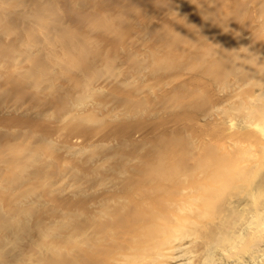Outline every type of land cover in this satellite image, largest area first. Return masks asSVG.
<instances>
[{"label":"bare ground","instance_id":"1","mask_svg":"<svg viewBox=\"0 0 264 264\" xmlns=\"http://www.w3.org/2000/svg\"><path fill=\"white\" fill-rule=\"evenodd\" d=\"M262 22L264 0H0V264H101L133 223L151 239L178 173L214 152L186 123L264 66L245 55ZM172 244L156 264L189 253Z\"/></svg>","mask_w":264,"mask_h":264},{"label":"rangeland","instance_id":"2","mask_svg":"<svg viewBox=\"0 0 264 264\" xmlns=\"http://www.w3.org/2000/svg\"><path fill=\"white\" fill-rule=\"evenodd\" d=\"M261 27L264 26L261 25ZM259 31L260 33H256H259L258 38L261 39L262 46L256 40L257 37H255L256 48L253 46V39L251 41L250 38H246L251 49L250 52L244 50L245 55L250 54L253 57L261 52L264 56V28ZM242 57L247 59L244 55ZM253 66H250L251 71ZM251 73L249 77L241 78L238 82L236 81L239 73H235L236 77H232L233 74L232 79L227 78L230 89L226 90L227 95H224L228 101L226 105L222 104L225 106L211 111L205 119L197 120L191 117L186 123L188 134L194 138V141L196 138L195 142L202 145L204 142L200 141L201 139L211 140L208 144L211 150L214 149L215 154H206L199 159V162H195L199 158L197 154L194 165L191 161L188 162L187 166H190L188 170L193 169L194 173L196 171L198 178L194 173L191 175L190 170L185 175L178 173V194L172 197L178 201L177 210L165 209L157 212L158 208H156L152 212L154 215L158 213L160 215L152 221L157 230L152 234L151 239L148 238L151 229L148 224V232H145V225L131 224L125 230L137 233L138 242H131L132 250L128 251L126 250L127 242L116 239L118 244L116 240L110 243L111 246L100 255L101 264H156L155 259L160 254L158 250L165 249L169 243L176 245L178 241L177 245L182 243L184 244L182 247L187 246L190 254H184L187 252L184 247L185 251H180L183 248L180 249L179 255L177 254L179 252L172 251V253L176 252L179 258H182V254L185 258L168 260L174 256L173 253L164 259L169 261L168 264H178V262L183 264H210V262L211 264H264V256H258L256 253L259 250L258 247L261 246L260 249H264V226H259L264 221L262 218L264 216H261L264 213L259 212L261 215L258 213L259 210H264V109H258L264 108L262 105L264 104V66L259 69L255 67ZM233 78L236 80L234 81ZM213 86L218 85L216 83ZM220 92L221 90H213L212 96ZM257 123L258 125H255ZM183 131L186 130L182 129ZM221 154H225V157L220 156ZM219 165L222 167L220 168ZM203 178H207L206 183ZM254 211H257L261 217L254 214ZM250 214L257 217L250 219L248 235L237 238L235 231L250 218ZM257 218L258 226L253 223ZM160 223L166 225L163 230L160 228ZM121 253L129 255V258L123 259Z\"/></svg>","mask_w":264,"mask_h":264}]
</instances>
